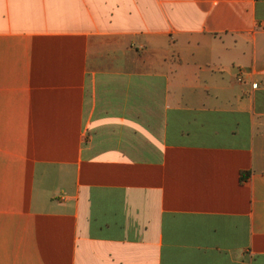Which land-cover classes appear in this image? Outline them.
I'll return each instance as SVG.
<instances>
[{
	"label": "crops",
	"instance_id": "crops-1",
	"mask_svg": "<svg viewBox=\"0 0 264 264\" xmlns=\"http://www.w3.org/2000/svg\"><path fill=\"white\" fill-rule=\"evenodd\" d=\"M0 264H264V0H0Z\"/></svg>",
	"mask_w": 264,
	"mask_h": 264
}]
</instances>
